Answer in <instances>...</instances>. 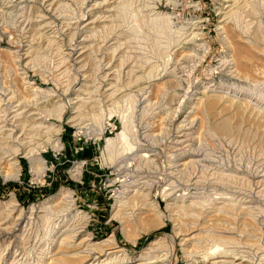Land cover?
Instances as JSON below:
<instances>
[{
    "label": "rangeland",
    "instance_id": "374dc122",
    "mask_svg": "<svg viewBox=\"0 0 264 264\" xmlns=\"http://www.w3.org/2000/svg\"><path fill=\"white\" fill-rule=\"evenodd\" d=\"M65 1L73 4L72 9L77 7L75 2L77 0ZM98 1L100 0H91V2ZM144 1L114 0L111 7H115V11H112V20L108 21L111 25L102 28L97 27L99 30H95L98 31L87 32L89 50L83 65H85L87 75L90 78L93 79L96 68L107 62L112 56L111 49H107L104 43L108 37L112 36L111 42H114L115 45L121 43L122 48L127 50L128 56L131 54L133 60L138 59V63H143L155 56L154 53L158 47L155 33H159L158 38L165 41L168 36H172L167 25L166 27L162 24L156 26L148 21L146 16L148 10L143 7ZM225 1L160 0L155 10L172 16L173 30L182 31L189 21L199 20L200 25L197 30L200 31V39L196 42H188L187 47L184 48L187 51L194 49L192 51L194 55H186L183 58L185 61L183 63V82L163 84L156 82L155 89L151 90L152 92L145 100L137 96L133 99L122 98V101L117 100V103H113L112 100L106 101L107 97L102 91H94L92 88V91L88 92L89 94H79L83 100L81 102L82 109L79 119L73 120L71 98L77 95L73 83L74 75L78 73L77 68L80 69L79 77L83 76V72L80 68L81 65L75 60V56L70 55V51L78 47L84 36L79 33L78 29L70 27L71 20L69 17H67L68 19L62 18L65 17L63 15H69L66 8L46 11L47 0H0V111L4 113L10 107L20 104V110L24 109L21 113L23 115L21 119H28V121L31 120L32 123L37 124L36 128L32 126L29 132L32 133L30 134L32 135L31 139L34 138V142H32L41 144L37 150L45 159L47 166L45 171L35 173L30 159L22 149L18 154L21 166L20 177L10 176L6 178L0 172V223L11 211L15 213V216H18L20 212H28L32 207L39 209L44 200L62 191L66 193L67 190L72 192L74 201L71 216L82 212L89 217L88 221L85 219L81 221L84 234L91 233L95 241L108 239L114 234L118 245L126 249L128 255L136 256L156 237H164L169 245L174 244L169 236L174 233L175 225L167 207V203L172 200L169 201L163 197V190L171 181L177 186H175V192L171 194V198L182 194L193 196V194L197 195L199 192H203L202 187L206 182L205 176L209 174V168H213L217 172L223 169L226 173L233 172L232 174H236L235 170L237 169L238 175L246 177V181L240 182L241 179L236 180L239 182L232 181L234 183H230L233 184L232 186L239 188L242 186L246 189L256 187L258 178L264 174V116L257 111L254 114L245 112L240 106L241 102H246L241 97L244 98L249 95L236 94L239 98L232 97L237 101L233 105L227 101L228 98L219 102L212 100L213 108L211 109L203 101H198V103L191 97L198 86L211 81L217 88L224 86L240 89L248 94L253 93L256 99L264 103V0H246L245 4H247H242L234 14L233 19L227 23L226 26L229 30L226 29L227 31L224 30L223 32L226 27H220L221 14L218 8L222 7ZM7 3L11 6L7 7ZM38 14L44 15L45 18L49 17L45 19V22H54L61 31L43 33L38 28L44 22H38L28 29L29 26L22 21L23 17L35 19ZM135 20L140 22H135ZM133 23L135 26L138 23V26L135 27ZM157 27L161 31L154 30V28L158 29ZM166 29L169 30L170 35H167ZM105 35L109 36L106 37ZM153 35L155 38L152 37ZM176 39H178L177 36ZM29 41L33 44V55L30 56L33 57L32 61L25 65L26 60L30 57L23 58L19 70L18 65L14 62L16 60L15 52L19 49L23 51ZM197 42H203V46L198 45ZM128 79H130L128 75L123 73L120 75V79H115V82L118 86H124L128 84ZM26 80L37 85L42 92H38L37 95L31 89H27L24 83ZM66 88L69 89L66 90ZM218 93L221 94L222 92ZM9 96L12 97L9 98ZM60 98L66 101L68 106L61 121L63 128L61 139L64 146L61 149H55L46 145L45 141L51 131L48 127H51L55 119L53 110L57 108ZM110 107L112 112L108 109ZM121 110H124L123 112L130 119L129 133L127 138H124L122 142L119 141L114 146L115 148L109 150L107 147L108 138L105 140L104 136L117 138L118 134L123 132V119L118 114ZM99 114L100 116L103 114L106 126L111 116V121L116 120L118 122L117 133L108 132L104 135V131H100L96 124L98 121L94 122L92 119L93 116ZM185 116H188L189 120H195L192 129L186 132L182 127L183 124H181ZM82 121L89 124L88 130L85 132L89 133L88 136L92 135L98 140L102 136L103 138H101V142L90 144L86 155H73L72 146L75 142L72 132L80 130L77 122ZM65 125L70 126L71 129L66 130ZM66 133L68 136L65 137L67 138L65 141L63 135ZM185 133L188 135H184ZM177 140L183 143H178ZM99 144L100 147L96 151ZM200 148L202 149L200 154L195 155L196 152H191ZM93 151L95 152L93 153ZM136 152L150 154L149 159L153 160L156 165L146 163L138 165L135 159H130ZM193 157L200 159V162H197L193 166L194 168L186 166L185 162L187 163L189 158ZM77 158L79 160L88 158L89 161L80 166L78 164L80 162L74 161ZM113 158L119 162L127 159L129 162H133L131 168L137 170L138 175L147 177L146 179L149 181L145 188L148 187L147 190L151 192V197L158 202L164 212L165 223L153 224V227L151 226L138 237L135 244L127 239L123 233L119 219L112 216L113 205L118 199L117 196L119 192L124 190L121 181L122 174L118 173L113 162H110ZM76 164L82 170L80 178L74 175L73 168ZM2 166L4 172H11V174L15 172L7 159H3ZM169 172H174L173 176H170ZM202 179L203 181H200ZM12 199H14L13 203L11 202ZM60 200L61 198L58 199V202ZM125 210L131 212V206L127 205ZM151 213H142V219L151 217L149 215ZM190 217L189 214H185L183 218L189 221L192 219ZM223 218L219 215L215 218L211 214L207 218H201L200 223L209 227H220L219 225L224 227L222 223H225L226 220ZM238 220L235 222L241 229L244 222L241 221V217ZM231 221L234 222V220ZM139 222L135 218L129 228L134 224L138 226ZM37 227H39L38 230ZM196 229L198 232L199 228ZM45 232L46 230L40 227L38 223L29 235L30 239H27L28 245L39 243ZM18 233L20 234L19 230ZM181 235L178 240H180ZM0 242H2L0 243V251H4L5 245L8 246L9 242L6 241L5 243L1 239ZM183 253V250L179 248L176 264H191Z\"/></svg>",
    "mask_w": 264,
    "mask_h": 264
},
{
    "label": "bare ground",
    "instance_id": "6f19581e",
    "mask_svg": "<svg viewBox=\"0 0 264 264\" xmlns=\"http://www.w3.org/2000/svg\"><path fill=\"white\" fill-rule=\"evenodd\" d=\"M113 1L100 0L98 2H91V0H77L75 1L77 7L72 9L73 4L69 3V1L66 3L65 0H47L48 4L46 6V11H57V9L66 8L69 15H63L65 17L62 18L69 17L71 20L69 23L70 27L76 30L78 29L79 33L84 36L78 44V47L70 51V55L73 54L75 56V60L81 65L80 68L83 72V76L79 77L78 73L80 69L77 68L78 73L74 75L75 78L73 83L77 95L71 98L73 120L79 119V114L82 109L81 102L83 100H81L79 94L88 93L92 88L94 91H102V93L105 94L104 96L107 97H105L106 101L112 100V102L115 103L117 100L122 101V98L133 99L137 96L145 100L149 93L152 92L151 90H153L154 85L157 84L156 82H162L161 84L183 82V63L185 62L183 58L186 55H194V52H192L194 50L193 48L192 51L184 50V48L187 47L186 45L188 42H196L200 39V31L197 30L200 25L199 20L189 21L188 25H186L182 31L173 30L174 22L172 16L155 10L160 0H143L145 2L143 7L148 10V13H146L148 21H151L152 24L156 26H161L160 24H162L166 27L167 25L172 36L168 33L169 30L167 31L166 29L167 35L170 36H168V38L166 37L167 39L165 41L162 38H158V36H160L159 33H155L154 35L157 37L155 40L158 41H156L158 47L156 48V53H154L155 56H152L153 58L150 57L143 63H138L139 60H133L131 54L128 56L127 50L122 48V44L117 41L118 39L116 40L118 44L115 45L113 44L114 42H111L113 40V38H111L112 36L108 37L109 35H105L108 38L106 40L104 39V43L107 49H111L112 56L110 55L111 58L107 62L102 63L96 68L95 75L93 76L94 78L92 79L87 75V70L84 67L85 65H83L89 50L87 44L89 38L86 34H88V31H93L99 27L102 28L111 25L108 21H111L113 18L112 11L115 9V7H111ZM245 1L246 0H226L225 4L218 8L221 14V19L219 20L220 27H226L223 29V32L228 27L226 26L227 23L233 19L234 14L242 4H245ZM6 6L10 7L11 5L7 3ZM38 15L35 17L36 20L30 17H23L22 21L29 26L28 29L38 22H44V24L38 28L43 33L61 31L54 22H45V19L49 17L45 18L44 15ZM136 19H138V17ZM136 21L137 20H135V22ZM136 26H138V23ZM154 30L160 29L154 28ZM154 35L152 37H154ZM175 35L178 39H176ZM197 44L203 46V42H197ZM32 46L33 44L29 41L23 51L19 49L15 52L16 60L14 62L18 65V69L22 66L21 62L23 58H28L33 53ZM32 58L33 57L28 58L25 65L31 62ZM116 61L117 63H115ZM71 69L73 70V68ZM123 73L128 75L130 78L128 81L130 83L128 82V84L124 86H118L115 79H120V75ZM24 83L27 89H31L34 94L37 93L38 95V92H42L33 82L26 80ZM68 89L69 88H66V90ZM218 92L222 93L220 94ZM240 93L241 95H249L246 96L247 98L250 97V99L241 97L243 101H246L240 104L245 112L247 111L250 114H254V112L257 111L264 116V103L256 99L253 93L248 94L240 89L227 88L224 86L217 88L211 81L204 82L198 86L191 94V97L197 102L203 101L208 105V108L210 106L211 109L213 108V101H225L226 98H228L229 100L227 101H230L233 105L236 100L232 99V97L239 98L236 94ZM10 97L12 96H9V98ZM58 102L57 108L53 110V112H55L54 122L51 127H48L51 131L50 133L48 132L49 136L45 141L46 145L55 149H61L64 146L61 139V131L63 129L61 121L64 118L68 106L66 101L61 98ZM31 103L30 101V104ZM35 104L37 103L35 102ZM20 109L21 106L18 103L10 107L4 113L0 111V172H2L6 178L10 176L14 178L20 177L21 166L18 154L22 149L25 155L30 159L31 166L35 173L47 169L45 159L37 150L40 148L41 144L33 143L34 138L31 139L32 135L30 134L32 133L29 132L30 128L32 126L35 127L37 124L32 123L31 120L28 121V119H21V116H23L21 113L24 109ZM108 109H110L111 112L113 111L111 107ZM123 111L124 110L119 111L118 114H120V117L123 119L124 130L118 134L117 138H109L112 136L107 137V147L109 150H111L110 148H115L114 146L117 145L119 141L122 142L124 138H127V134L129 133L130 119ZM103 114L101 116L100 114L98 116H93L92 118L94 122L98 121L96 124L100 131H104L107 127L104 122ZM77 123L81 131L86 132L88 130L87 127H89V124L85 123V121ZM194 123L195 120H189L188 116H185L181 124H183L182 127L186 132L192 129L191 127ZM184 135L188 134L185 133ZM177 141H179L178 143H183L180 140ZM203 144H201L202 147H204ZM194 150L191 152H196L195 155H197V153L200 154V151H202L201 148ZM149 158L150 154H140L139 152H136L130 157V159H135L138 165L145 163L156 165V163ZM3 159H7L10 162L15 171L13 174H11V172H4L2 166ZM189 159L190 160H188L187 163L185 162V164L188 167L191 166V168L197 164V162H200V159L194 157ZM110 162H113L117 172L122 174L121 181L124 186V190L119 192L117 196L118 199L113 205L112 216L119 219L123 233L127 239L135 244L138 237L143 232H146L153 224L157 222L160 224L165 223L164 212L160 208L158 202L151 197V192L147 190L148 187L145 188L149 181L146 179L147 177L145 178L138 175L136 172L137 170L131 168L133 162H129L127 159L121 161L123 164H120L121 162L117 161L116 158H113ZM78 164L80 165V163ZM78 164L74 166L73 170L74 175L80 178L82 170ZM184 170L186 171V169ZM208 170L209 174L205 176L206 179L204 178L206 182L202 187L203 192L198 191L199 194L197 195L193 194V196H188L182 194L183 196L171 198V194L175 192L176 186L173 181L163 190V197L169 199V201L172 200L167 203V207L170 210V217L175 225L174 233L169 236L172 238L171 242L174 243L173 245H169L164 237H156L136 256H130L126 249L118 245L114 234L108 239L95 241L91 233L84 234V227L81 226L82 219L86 221L89 220L88 215L78 212L76 215L71 216L74 206V201L72 199L73 195L72 192L66 190V193L62 191L44 200L39 209L32 207L28 212H20L18 216H15V213L11 211L5 216V220L0 223V239L5 243L6 241L9 243L8 246H6L7 244L5 245L6 248L4 247V251H0V264H176L179 248L183 250V254L191 264H264V174L258 178L256 187L246 189L242 186L241 188L232 186L234 184L232 181L239 182L236 181L239 179H241L240 182L246 181V177H240L238 175L237 169L235 170L236 174H232L233 172L226 173L223 169L218 172L213 168H209ZM174 172H169L170 176H173ZM200 181H203V179ZM230 183L233 184L231 185ZM196 185L198 184L196 183ZM60 198L61 200L58 202ZM13 201L14 199L11 200L12 203ZM127 205L129 207L131 206V212L125 210ZM144 212H152L149 214L151 217L148 216V218L142 219L141 215ZM185 214H189L192 219L189 221L184 219L183 217ZM211 214H213L215 218H217V215L224 217L223 219L226 220L225 223H222L224 227H221L222 225H219L220 227H209L200 223L201 218H207ZM240 217L241 221L244 222L241 229L235 222L239 221L238 219ZM135 218L140 221L139 225L135 226L134 224V226L129 228V225H132ZM230 219L234 220V222ZM38 223L40 227L46 230L45 235L40 238L39 243L28 245L27 239ZM38 228L39 227H37V230ZM196 228H199L198 232H196ZM180 235L181 238L178 240Z\"/></svg>",
    "mask_w": 264,
    "mask_h": 264
},
{
    "label": "built area",
    "instance_id": "2783aa9c",
    "mask_svg": "<svg viewBox=\"0 0 264 264\" xmlns=\"http://www.w3.org/2000/svg\"><path fill=\"white\" fill-rule=\"evenodd\" d=\"M112 116L110 117L107 127L104 130L103 134L105 135L106 133H117V128L119 126L118 122L116 120L111 121ZM89 133H85L83 131H81V129L78 131L74 130L72 132V136H73V140L75 142V144H73L72 149H73V155H78V154H82L83 151L85 150V147L94 143V142H101V138H95L92 135H89ZM104 139H107V136H104ZM66 141V140H65ZM100 147V144L98 147H96V151L98 150V148ZM74 161L80 162V166L81 164H85L88 163L89 159L88 158H82V159H75Z\"/></svg>",
    "mask_w": 264,
    "mask_h": 264
},
{
    "label": "trees",
    "instance_id": "16d2710c",
    "mask_svg": "<svg viewBox=\"0 0 264 264\" xmlns=\"http://www.w3.org/2000/svg\"><path fill=\"white\" fill-rule=\"evenodd\" d=\"M65 127H66V130H70V129H71V127H70V126H68V125H65ZM67 136H68V133H66V134H64V135H63V137H64V140H66V139H67V138H65V137H67ZM87 151H88V147L86 146V147H85V150L83 151V153H82V154H85V155H86V154L88 153Z\"/></svg>",
    "mask_w": 264,
    "mask_h": 264
},
{
    "label": "crops",
    "instance_id": "0c3cea01",
    "mask_svg": "<svg viewBox=\"0 0 264 264\" xmlns=\"http://www.w3.org/2000/svg\"><path fill=\"white\" fill-rule=\"evenodd\" d=\"M87 147H88V150H89V147H90V146L88 145ZM87 152H88V151H87ZM94 152H95V151H93V153H94ZM79 155H81V154H79ZM83 155H84V154H83Z\"/></svg>",
    "mask_w": 264,
    "mask_h": 264
}]
</instances>
